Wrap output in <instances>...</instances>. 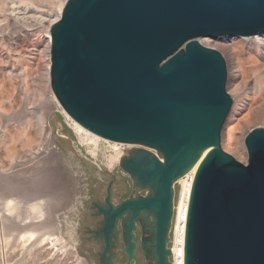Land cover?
<instances>
[{"label": "water", "instance_id": "1", "mask_svg": "<svg viewBox=\"0 0 264 264\" xmlns=\"http://www.w3.org/2000/svg\"><path fill=\"white\" fill-rule=\"evenodd\" d=\"M261 33L264 0H67L51 28L56 96L87 129L153 150L135 146L120 160L151 195L115 204L109 190L106 202H93L104 218L93 245L101 264H114L120 243L132 263L146 215L155 254L147 257L173 264L175 179L212 146L190 198L185 264H264V128L247 136L246 163L222 148L232 107L227 64L197 40Z\"/></svg>", "mask_w": 264, "mask_h": 264}, {"label": "rangeland", "instance_id": "2", "mask_svg": "<svg viewBox=\"0 0 264 264\" xmlns=\"http://www.w3.org/2000/svg\"><path fill=\"white\" fill-rule=\"evenodd\" d=\"M63 1L67 0H0V208L8 199L14 200L15 205V211L0 220V238H4V242H0V264H81L78 256L87 264H99L90 245L81 239L83 224L90 220L92 202H106L110 190V199L118 203L121 197H117V192L126 186L124 178L132 184L126 196L153 193L151 187L137 184L131 174L122 169L120 162L110 164L109 156L115 150L108 143L101 141L93 155L92 148L83 144L55 99L51 80L45 76L50 62L45 17L56 14ZM16 12L20 13L21 19L15 16ZM197 40L219 51L226 61L227 91L232 98L227 119H237L241 123L234 140L245 149L247 157L224 148L229 138L224 130L221 144L226 152L246 163L249 154L246 138L253 130L264 128V121H247L254 114V106L246 92L235 91L245 78L247 86L254 87L256 72L243 75V70L235 71L231 59L238 57L242 66L247 67L244 59L249 54L259 57L251 45L253 38L199 37ZM241 103L246 105L243 110ZM42 117L45 127L40 131L38 123ZM49 140L58 148L56 158L45 157ZM118 144L123 146L121 142ZM135 146L151 149L141 144L126 147ZM113 174L117 176L119 187L113 184ZM181 187L182 184L176 182L174 216L167 243L171 250ZM35 203L44 207V217L34 218L31 205ZM137 225L135 258L131 264H155L156 259L147 257L155 256L153 215L144 216ZM55 226L62 228L63 236L72 245L65 247L60 242H52L49 233ZM29 231L34 232V236L29 240L23 238ZM144 242L148 243L149 252L143 249ZM120 244L114 248V264H130L128 254ZM167 261L175 264L173 251Z\"/></svg>", "mask_w": 264, "mask_h": 264}, {"label": "bare ground", "instance_id": "3", "mask_svg": "<svg viewBox=\"0 0 264 264\" xmlns=\"http://www.w3.org/2000/svg\"><path fill=\"white\" fill-rule=\"evenodd\" d=\"M67 2V1H66ZM66 2H61L58 6V12L56 14H47L45 18H47V26H48V41H47V49L49 50V64L45 71V76L48 81L52 80L51 78V48H52V34H51V28L52 25L57 22L63 13L64 6ZM15 16L18 19H21L22 16H20V13L16 12ZM25 16V15H24ZM23 16V17H24ZM26 17V16H25ZM26 19V18H25ZM240 37H246V36H240ZM253 41L251 42V45L256 49L257 53L259 54L257 57L256 55L249 54V56L244 59L245 63L249 66H242V63L240 62L238 57H233L231 59L232 63H234L235 71H241L243 70V75L250 72H256L255 77V84L254 87L251 89L247 86V80H243L241 84L235 87V91L237 92H246L247 95L250 97V102L254 106L253 112L251 116H249L247 121H254V122H262L264 121V33L256 34L252 36ZM235 49V47H234ZM232 51H234L232 49ZM231 52V50H230ZM235 53V52H234ZM233 53V54H234ZM232 54V55H233ZM238 56V55H237ZM232 57V56H231ZM244 62V61H243ZM231 63V64H232ZM230 64V63H229ZM243 67V68H242ZM240 74V73H239ZM242 74V73H241ZM245 77V76H244ZM237 84V83H236ZM235 85V84H234ZM250 86V85H249ZM56 101L58 102V105L62 107L63 112L66 116V119L70 122L73 129L76 131L77 135L79 136L80 140L83 142V144L88 145L93 155H96V149H98L101 141H104L109 144V147L115 150L114 154H111L109 156V162L111 165H115L116 163L120 162L121 156L123 154V148L126 146H132L136 143H124L121 142V145L118 146V141H113L108 138H105L89 129H87L85 126L80 124L77 120H75L69 112L63 107L60 100L57 96H55ZM246 105L244 103H241L240 109L243 110ZM250 108L251 105H250ZM240 122H238L237 119H227L226 123L224 124L223 130L227 133V142L224 146V148L228 151H236L239 153H243L245 157H247V152L245 149L238 144L234 139L236 131L240 128ZM38 127L40 131H42L45 127V120L44 117H42L39 120ZM49 142L46 145L45 149V157L49 156L50 158H56L59 156L58 148L56 145L52 142ZM112 141V142H111ZM114 142V143H113ZM113 143V144H112ZM224 145V144H223ZM212 147H208L202 151V154L200 158L192 165L191 169H194L195 172L198 171L201 163L206 158V156L209 154L211 150H213ZM47 159H49L47 157ZM50 160V159H49ZM187 172L175 179L176 182H180L182 184L181 187V193H180V199L177 205V213H176V227H175V241H174V247L172 249L174 258H175V264H185V241H186V227H187V219H188V213H189V205H190V198H191V189L187 188V179L185 178ZM32 213H34V218L36 217H44L45 211L44 207L42 205H39L37 203L31 205ZM15 211V205L14 200L8 199L5 201V203L0 208V220L5 214H10ZM37 214V215H36ZM54 225V224H53ZM56 227V226H55ZM34 236V232H27L23 234V238L30 239ZM49 238H51L52 242H60L62 244H65V247H68L69 245H72L68 240L65 239V237L62 234V228L56 227L53 228V231L49 233ZM6 240V238H5ZM25 240V239H24ZM0 242H4V238H0ZM70 249V248H69ZM72 249V247H71ZM1 250V249H0ZM74 250V249H73ZM78 260L81 264H87L81 256H78Z\"/></svg>", "mask_w": 264, "mask_h": 264}, {"label": "crops", "instance_id": "4", "mask_svg": "<svg viewBox=\"0 0 264 264\" xmlns=\"http://www.w3.org/2000/svg\"><path fill=\"white\" fill-rule=\"evenodd\" d=\"M97 212V211H96ZM96 212H91L90 213V220L85 221L83 224V234L81 235V239L83 243H88V246L90 249L94 250L93 245H94V240L99 239L100 236H97V233L103 229V223H104V218L103 216H97Z\"/></svg>", "mask_w": 264, "mask_h": 264}, {"label": "flooded vegetation", "instance_id": "5", "mask_svg": "<svg viewBox=\"0 0 264 264\" xmlns=\"http://www.w3.org/2000/svg\"><path fill=\"white\" fill-rule=\"evenodd\" d=\"M130 149H132V148H128V147L125 148V151H123V154L121 156V159H123V158H125L126 156L129 155ZM110 173L112 174L113 171H110ZM112 179H113L114 186H118L119 187L120 186V183L117 181V176H115V174H113V178ZM124 180H125V185H126L125 188L124 187L123 188H120L121 191H118L117 192V197H119V198L121 197L122 200H126V199L129 198V196H126V192H128L129 190L132 189L131 182H129V180L126 181V178H124ZM90 207H91L90 212H96L97 211V209H94L93 208V204ZM118 228L120 230H122V226H121V222L120 221H119ZM120 237L122 238V235L121 234H120ZM90 250L92 251V253L96 257L98 263L101 264L100 257L92 249H90Z\"/></svg>", "mask_w": 264, "mask_h": 264}, {"label": "built area", "instance_id": "6", "mask_svg": "<svg viewBox=\"0 0 264 264\" xmlns=\"http://www.w3.org/2000/svg\"><path fill=\"white\" fill-rule=\"evenodd\" d=\"M125 148H126V147L123 148L124 151H125ZM196 174H197V172H195L194 169H190V170L187 172L186 176H185V178L187 179V188H188V189H191V190H190L191 194H192V190H193V186H194V182H195Z\"/></svg>", "mask_w": 264, "mask_h": 264}]
</instances>
